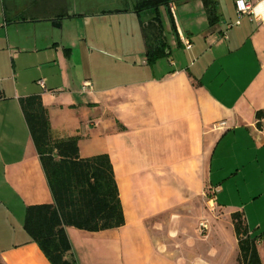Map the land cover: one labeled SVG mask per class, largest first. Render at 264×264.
<instances>
[{"label":"crops","instance_id":"1","mask_svg":"<svg viewBox=\"0 0 264 264\" xmlns=\"http://www.w3.org/2000/svg\"><path fill=\"white\" fill-rule=\"evenodd\" d=\"M141 1L0 0V264H50L23 228L53 203L19 105L33 95L118 188L122 227L66 228L76 264H236V212L264 264V0L241 17L235 0Z\"/></svg>","mask_w":264,"mask_h":264},{"label":"trees","instance_id":"2","mask_svg":"<svg viewBox=\"0 0 264 264\" xmlns=\"http://www.w3.org/2000/svg\"><path fill=\"white\" fill-rule=\"evenodd\" d=\"M168 4V0H143L139 8L156 10ZM147 55L152 64L165 53L163 48H151ZM19 105L53 197L52 204L26 209L24 231L50 264H76L66 228L99 232L125 223L112 165L107 155L80 158L78 137L54 139L40 96L20 99ZM256 117L260 120L264 113L257 112ZM231 219L238 244L236 264H262L257 249L261 236L249 233L242 213Z\"/></svg>","mask_w":264,"mask_h":264},{"label":"built area","instance_id":"3","mask_svg":"<svg viewBox=\"0 0 264 264\" xmlns=\"http://www.w3.org/2000/svg\"><path fill=\"white\" fill-rule=\"evenodd\" d=\"M236 3V12L238 17H241L242 15H245L247 13H249L252 10V5L245 1V0H235ZM238 24V22H237ZM181 40L184 43V46L186 49H190L191 48V44L183 37H181ZM38 85L42 88L45 89V83L44 80H39L37 81ZM89 83H84L83 84V88H87L89 87ZM224 125V123H220L216 126V129H221V127ZM199 232L201 233L202 236L206 235L209 231V225L207 222H201L199 223Z\"/></svg>","mask_w":264,"mask_h":264},{"label":"rangeland","instance_id":"4","mask_svg":"<svg viewBox=\"0 0 264 264\" xmlns=\"http://www.w3.org/2000/svg\"><path fill=\"white\" fill-rule=\"evenodd\" d=\"M6 63V58H5V56H3V55H1L0 54V65H2L3 67H2V75H6V74H8L9 72H10V69L8 70V68H9V66L8 67H6V65H4ZM206 207V209L207 210H209L210 208H212V206H211V204L210 203H208L207 204V206H205ZM210 207V208H209ZM207 222L208 223V221L207 220H205V219H201L199 222H198V225H199V223H201V222ZM261 221H264V219H261ZM208 225H209V223H208ZM198 230H199V226H198ZM201 234V233H200Z\"/></svg>","mask_w":264,"mask_h":264},{"label":"water","instance_id":"5","mask_svg":"<svg viewBox=\"0 0 264 264\" xmlns=\"http://www.w3.org/2000/svg\"><path fill=\"white\" fill-rule=\"evenodd\" d=\"M52 26H54V27H60V22L59 21H54L52 23Z\"/></svg>","mask_w":264,"mask_h":264}]
</instances>
